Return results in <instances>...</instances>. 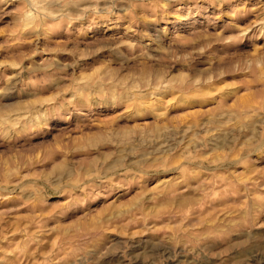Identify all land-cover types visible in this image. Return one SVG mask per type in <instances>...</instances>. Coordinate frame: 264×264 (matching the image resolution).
<instances>
[{
	"label": "rangeland",
	"instance_id": "374dc122",
	"mask_svg": "<svg viewBox=\"0 0 264 264\" xmlns=\"http://www.w3.org/2000/svg\"><path fill=\"white\" fill-rule=\"evenodd\" d=\"M0 264H264V0H0Z\"/></svg>",
	"mask_w": 264,
	"mask_h": 264
}]
</instances>
